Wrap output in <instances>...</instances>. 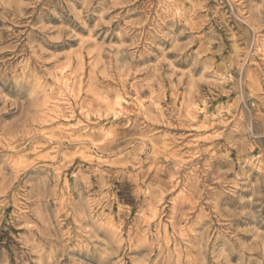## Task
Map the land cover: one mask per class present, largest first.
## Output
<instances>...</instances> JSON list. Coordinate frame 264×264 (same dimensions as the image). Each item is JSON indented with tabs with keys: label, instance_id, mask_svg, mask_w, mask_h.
Masks as SVG:
<instances>
[{
	"label": "rangeland",
	"instance_id": "rangeland-1",
	"mask_svg": "<svg viewBox=\"0 0 264 264\" xmlns=\"http://www.w3.org/2000/svg\"><path fill=\"white\" fill-rule=\"evenodd\" d=\"M0 264H264V0H0Z\"/></svg>",
	"mask_w": 264,
	"mask_h": 264
}]
</instances>
